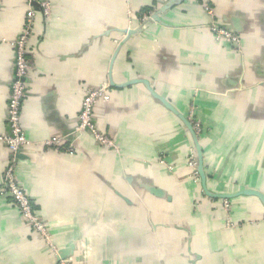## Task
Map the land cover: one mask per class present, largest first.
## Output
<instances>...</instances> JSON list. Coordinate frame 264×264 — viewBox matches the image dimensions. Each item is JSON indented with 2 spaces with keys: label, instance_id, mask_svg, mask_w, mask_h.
<instances>
[{
  "label": "crops",
  "instance_id": "crops-1",
  "mask_svg": "<svg viewBox=\"0 0 264 264\" xmlns=\"http://www.w3.org/2000/svg\"><path fill=\"white\" fill-rule=\"evenodd\" d=\"M46 1L49 13H36L29 40L22 107L24 134L36 145L18 160L17 176L53 241L75 244L74 264H264V204L228 199L226 227L224 200L190 176L192 143L178 117L201 125L210 193L264 195V0H177L129 39L121 31L168 0ZM26 10L24 0H0V134ZM230 17L240 21V53L207 29L230 27ZM110 65V99L93 121L119 153L73 135L85 89L106 81ZM60 136L61 149L39 145ZM9 160L0 145V181ZM0 264H57L1 194Z\"/></svg>",
  "mask_w": 264,
  "mask_h": 264
},
{
  "label": "built area",
  "instance_id": "built-area-1",
  "mask_svg": "<svg viewBox=\"0 0 264 264\" xmlns=\"http://www.w3.org/2000/svg\"><path fill=\"white\" fill-rule=\"evenodd\" d=\"M27 3L37 2L40 4L45 16L49 13V4L46 0H25ZM203 10L211 17H214L215 10L207 4H203ZM151 11L143 12L141 14L140 23L147 20ZM36 12L30 5H27V10L24 15L23 26L12 43L15 52V69L13 79L10 84V96L7 102L6 122L7 132L0 134V145H3L8 151L9 155L15 156L17 153L27 154L33 146L30 139L26 137L22 127V107L26 96L27 79L31 72V63L28 58L29 55V40L32 37V31L35 24ZM214 38L215 42L226 43L230 48L237 53L242 51V38L240 35L232 31L211 23L207 28ZM111 90L109 89L107 81H103L97 87H87L85 89L84 97L82 99V107L78 114V121L74 127L73 135L75 139L84 133H88L93 142L100 146L109 149L117 150L118 147L113 139H110L106 133L97 127L93 121L94 111L97 105L101 102H107L110 99ZM198 138L201 137V125L194 117H188ZM44 147H52L61 149L64 145L63 137H53L40 143ZM67 152L72 154L73 149L67 148ZM17 162L18 160L11 157L3 176L0 181V194L10 199L15 207L21 220L28 225L43 242V244L50 250L55 257L59 247L52 239L50 232V223L41 218L34 211L33 203L26 193L25 189L17 176ZM159 162L164 163L161 159ZM164 165V164H162ZM186 165L190 169V176L196 183H199V176L195 171L196 157L192 147L189 148V154L186 160ZM223 207L226 213L229 210L227 200H224ZM228 225L227 227H231ZM57 264H74L72 257H67L59 260Z\"/></svg>",
  "mask_w": 264,
  "mask_h": 264
},
{
  "label": "water",
  "instance_id": "water-1",
  "mask_svg": "<svg viewBox=\"0 0 264 264\" xmlns=\"http://www.w3.org/2000/svg\"><path fill=\"white\" fill-rule=\"evenodd\" d=\"M25 3H26V5H30L36 13H40L43 16V18L45 17L43 9L41 8L39 3H37V2L27 3V1H25ZM176 3H177V0L164 1L162 3V7L159 9V11L157 13L154 10L151 11V14L147 20L143 21L142 23H139V25H137L136 27H127V28L123 29L121 31L123 38L129 39V38H132L138 34H142L148 23L160 22L158 15L159 14H165L168 10H170L172 7H174L176 5ZM230 22H231L230 27L225 26L224 24H220V26L232 31L235 34L240 35L239 29H238L239 22H240L239 18L230 17ZM241 38H242V36H241ZM111 74H112V67L110 65V67L108 69V75L106 78V81L108 83L110 90L113 87V82L111 80ZM148 90L155 98L160 100V102L163 105H165L166 107H169V105L163 99H160L149 87H148ZM172 111L176 115H178L173 108H172ZM178 117L181 119L182 123L184 124L185 128L187 129V131L189 132V135H190L192 148L194 150L195 157H196L195 171L197 172V174L199 176V183H200V187H201L202 191L209 197L219 198V199H223V200H228V199L235 198L238 196H254V197H257L264 204V195H262L261 193H259L257 191L251 190V189L239 190V191L232 193V194H229V193L213 194L207 190V187L205 185L206 176H205V171H204V166H203V150L201 147V139L198 138L197 134L194 131L192 123L190 122V120L187 117H183L181 115H178ZM68 138L73 139V136L71 134H69ZM41 147H43V146L41 145ZM9 157L10 158L14 157L17 160H23V159H26V154L17 153L15 156L9 155ZM74 250H75V244H70L68 247H63V248L59 249L57 255L55 256L56 263H58L59 260H61V259L72 256Z\"/></svg>",
  "mask_w": 264,
  "mask_h": 264
},
{
  "label": "rangeland",
  "instance_id": "rangeland-1",
  "mask_svg": "<svg viewBox=\"0 0 264 264\" xmlns=\"http://www.w3.org/2000/svg\"><path fill=\"white\" fill-rule=\"evenodd\" d=\"M32 68V67H31ZM96 125V124H95ZM97 126V125H96ZM98 127V126H97ZM107 135V134H106ZM108 136V135H107ZM109 137V136H108ZM110 139H112L111 137H109ZM114 140V139H113ZM115 141V140H114ZM118 147V146H117ZM116 153H119V148L116 150H114ZM229 212V211H228ZM228 212H227V217H226V227L227 225H229L230 221H229V216H228ZM262 220L264 221V218H262Z\"/></svg>",
  "mask_w": 264,
  "mask_h": 264
},
{
  "label": "trees",
  "instance_id": "trees-1",
  "mask_svg": "<svg viewBox=\"0 0 264 264\" xmlns=\"http://www.w3.org/2000/svg\"><path fill=\"white\" fill-rule=\"evenodd\" d=\"M147 11H149V10L147 9V10H144L143 12H147Z\"/></svg>",
  "mask_w": 264,
  "mask_h": 264
}]
</instances>
